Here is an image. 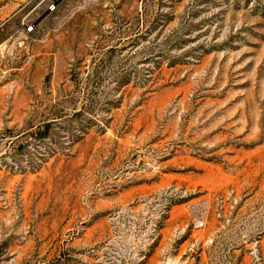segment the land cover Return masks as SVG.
Returning <instances> with one entry per match:
<instances>
[{
  "label": "rangeland",
  "instance_id": "374dc122",
  "mask_svg": "<svg viewBox=\"0 0 264 264\" xmlns=\"http://www.w3.org/2000/svg\"><path fill=\"white\" fill-rule=\"evenodd\" d=\"M0 19V264H264V0Z\"/></svg>",
  "mask_w": 264,
  "mask_h": 264
},
{
  "label": "built area",
  "instance_id": "2783aa9c",
  "mask_svg": "<svg viewBox=\"0 0 264 264\" xmlns=\"http://www.w3.org/2000/svg\"><path fill=\"white\" fill-rule=\"evenodd\" d=\"M6 21L3 19H0V30L5 26Z\"/></svg>",
  "mask_w": 264,
  "mask_h": 264
}]
</instances>
